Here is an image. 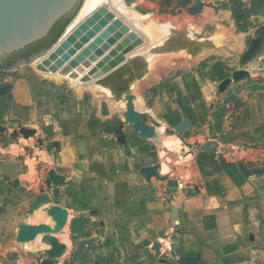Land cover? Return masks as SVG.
I'll list each match as a JSON object with an SVG mask.
<instances>
[{"label":"crops","instance_id":"0c3cea01","mask_svg":"<svg viewBox=\"0 0 264 264\" xmlns=\"http://www.w3.org/2000/svg\"><path fill=\"white\" fill-rule=\"evenodd\" d=\"M222 1L224 13L240 6L238 14L230 11L232 21L226 16L239 29L219 56L171 69L162 83L157 78L151 88L131 93L135 108L148 113L144 121L157 123L158 138H141L124 121L123 99L110 107L91 98L70 111L39 113L22 73L4 76L12 89L0 96L7 103L0 119L8 128L0 137V160L13 169L0 167V175L22 190L11 220L34 197L57 189V197L32 212L47 220L34 222L31 215L28 221L53 226L45 210L57 204L67 209V223L71 217L85 219V237L74 241L66 223L55 234L66 248L61 258L50 259L47 234L38 246L18 243L14 233L7 249L0 245V257L7 255L0 264H177L179 256L197 254L195 264L264 263V39L255 56L240 63L264 29V0ZM221 15L205 7L199 22L211 17L221 26ZM239 68L249 77L219 93L218 84ZM220 106L217 127L212 112ZM183 120L188 127L177 130ZM207 144L211 151L202 148ZM153 165H159L154 176L141 173ZM53 174L62 181L55 184Z\"/></svg>","mask_w":264,"mask_h":264},{"label":"rangeland","instance_id":"374dc122","mask_svg":"<svg viewBox=\"0 0 264 264\" xmlns=\"http://www.w3.org/2000/svg\"><path fill=\"white\" fill-rule=\"evenodd\" d=\"M200 1L201 4H203V6H201L200 13L196 15H190L185 12V8L191 6L194 0H185L184 2L186 5L183 6H179L173 0H152L150 3L148 2L144 3L142 2V0L141 1L136 0V3L143 8L154 7L155 9H157L159 7H169V8H173L174 10L182 9V13L173 16L170 14L158 13V12L141 15L135 12L131 7L128 8L125 7L124 4L122 3V0H119L120 3H117V6L122 5V7H124L123 10L138 15L139 19L141 18V20H145V17L152 15L155 18L158 17L157 18L158 20L160 18L159 21L162 20L164 22L166 21L167 25L169 26L172 32L169 35H166V37L164 36V38L174 40L175 46L168 45L170 48L167 45L160 46L163 43L162 40L158 39V41L156 42L157 44L155 43L154 44L155 46L153 45V50L155 51V54H153L152 57L151 56L149 57L152 59V62L150 60L149 64L143 65L139 73L130 79V89L128 90L126 89L125 93L124 92L122 93L121 91L120 94H115V95L113 93L108 94L107 98L110 99V97L112 96L111 97L112 101L108 100L107 98L105 99L104 98L105 96L104 97L102 96L103 94L93 91L92 88L89 89L90 87H88L87 84H89V80L91 78H89L87 75H84V77L86 76L88 80L87 79L83 80V77H75L74 75H70V74H66V75L60 74L58 72L56 73L55 71L44 72L37 68L38 65H36V63L38 62V60L46 58V56L49 54V51H52L51 49H53L55 45L59 42V40L62 38V36L66 32V29L71 24L77 21L76 20L78 19L77 15L80 9L67 24L62 34L49 48L45 49L34 60L29 61L28 64L19 66L16 69L7 70L4 76H7L8 74L22 73V75L26 79L27 90L31 94L30 96L31 104L34 107H36L39 113H44L51 110L70 111L74 109L76 103L86 104L91 98L95 99L98 103H104L103 101H106L107 103L110 102L111 105H113L115 101L120 102L122 99L123 101L126 102L125 97L127 93L133 92L138 94L142 92L145 88H149L151 84L156 83L157 78L158 81L161 82L165 74H167V72L171 69L182 66H196L197 64L201 66L207 61L217 58L219 56L218 52L220 51L221 46L227 43L225 40L226 39L229 40L232 31L234 32L238 31L239 27L236 26L235 21L230 22L226 17L228 15L230 19L231 17L230 11L231 10L233 11L234 7L232 9H231L232 6L230 8L227 7V10L229 11L224 13L223 11V9H225L224 1L222 0H200ZM179 2H183V1H179ZM117 6L114 5L115 9L120 10ZM203 7L204 8L206 7L208 10L212 12L214 11L221 13L222 15L220 17L223 18L221 22L222 25L217 26V24L214 21L210 20L211 17L210 18L207 17L204 22L200 23L199 17L203 14V9H204ZM234 14H238V13L234 12ZM198 60L201 62H198L196 64L195 61ZM202 60L204 62H202ZM82 73H85L84 70H82L81 74ZM54 77H59L61 80L59 81ZM3 79L4 77L0 80V83L2 82ZM161 85L163 86V84ZM123 91H125V89ZM117 95H118V99L116 97ZM6 106L7 103L2 102L0 100V115L3 114V110ZM2 141L3 140H1V142ZM2 161L3 160H0V167L2 169L5 170L13 169L10 164L5 163L1 165ZM47 193L50 195V198L54 199L50 190H48ZM20 195H22L21 188H19L14 183H10L0 175V245L1 244L3 245V243H5L3 245L4 248L7 247V242L10 241V239L8 240V237L13 236L14 233L17 232L18 225L20 223L30 222L28 221V218L29 216L32 215L33 212L32 206L27 207L25 211L23 213H20L18 216L15 215L16 219L14 222L10 218L11 215L14 216V214L11 213L10 210H13V206L16 204V202H20L19 201L21 199ZM34 198L35 200H38L39 195L38 197H34ZM50 201L51 200H49L48 203L43 205L47 206L50 203ZM42 215L44 214L36 211L31 217L36 216L34 222H38L40 220H47L46 218L42 219ZM61 232L62 230L58 231L56 234L60 235ZM36 238H40V234L37 235ZM31 243L33 242L31 241ZM34 243H37L38 246H40L39 241L38 242L34 241ZM35 256L37 257L36 252H35ZM0 258H2L0 259V263H3L2 261L3 259L7 258V255L4 254Z\"/></svg>","mask_w":264,"mask_h":264},{"label":"water","instance_id":"95a60500","mask_svg":"<svg viewBox=\"0 0 264 264\" xmlns=\"http://www.w3.org/2000/svg\"><path fill=\"white\" fill-rule=\"evenodd\" d=\"M83 1L84 0H0V62L4 57H6V55L22 49L26 45L45 37L53 25L62 17L71 14L75 15L80 9ZM122 3L125 7H131L135 12L141 15L158 12L174 16L182 13V9L174 10L169 7H159L157 9L154 7L143 8L136 3V0H122ZM201 6L202 4L200 0H194L191 6L185 8V12L190 15H196L200 13ZM239 10V5L233 8V12L235 13H238ZM262 39H264V29L261 31L260 37L254 39L248 49L241 55V64H244L255 56ZM39 54L33 56L30 61L38 57ZM28 63L29 61H22L12 69H16L17 67ZM248 77V70L244 68L235 69L231 72L230 76L226 77L218 84L217 90L219 93H223L230 83H235ZM1 79L2 78H0V80ZM11 89V83L1 82L0 96L6 95L11 91ZM125 100V111L123 113L124 121L133 125L134 130L138 132L141 138H158V134L155 130V125L157 123L152 121V124H149L144 121L148 113L138 111L135 108V96L131 93H127ZM4 123L5 121L0 119V137H2L5 133H8V128L3 125ZM188 125V120H183L176 126V129L183 130L187 128ZM21 132L26 136L32 133L31 130H21ZM12 134L16 135L17 132L13 131ZM202 148L210 151L212 150V147H210L209 144ZM158 168L159 165L144 167L141 169V173L150 178L155 175ZM62 178L63 177L58 174L52 175V181L55 184L60 183ZM51 193L53 198L59 195L57 189L51 191ZM50 199V195L47 192H43L40 193L38 200L32 201L31 205L33 209H36L39 206L48 203ZM45 215L51 218L53 226L43 222L20 223L17 227L16 241L21 243L25 241H33L36 239L37 235L47 234V236L43 238V240H46L49 245V248L45 250V254L50 259H59L62 257L66 245L58 242L55 234L65 226L69 218V213L67 209L57 204H52L46 208ZM84 226L85 219L82 217L77 216L70 218L68 228L70 234L74 237V241L85 237ZM152 248L158 255L159 248L156 242L153 243ZM74 257L81 259L82 255L79 252H75ZM198 258V254L192 257L179 256L177 264H195Z\"/></svg>","mask_w":264,"mask_h":264},{"label":"bare ground","instance_id":"6f19581e","mask_svg":"<svg viewBox=\"0 0 264 264\" xmlns=\"http://www.w3.org/2000/svg\"><path fill=\"white\" fill-rule=\"evenodd\" d=\"M117 3H120L119 0H84L77 21L66 29L46 58L38 60L37 68L44 72L55 71L83 77V80L87 79L84 77L87 75L91 79L89 84H85L102 96L120 94L121 91L125 93L126 89H130V79L139 73L143 65L149 64L150 60L152 62L149 57L155 54L153 45L158 39L163 43L160 46H175V41L164 38L172 32L166 21H159L160 18L158 20L152 15L141 20L138 15L123 10L122 5L117 6ZM114 5L120 10L115 9ZM82 70L85 73L81 74ZM116 97L118 99V95ZM157 131L160 136L161 130ZM67 224L59 231L65 230ZM34 241L41 240L36 238Z\"/></svg>","mask_w":264,"mask_h":264},{"label":"trees","instance_id":"16d2710c","mask_svg":"<svg viewBox=\"0 0 264 264\" xmlns=\"http://www.w3.org/2000/svg\"><path fill=\"white\" fill-rule=\"evenodd\" d=\"M73 14L66 16L64 19H59L53 27L50 29L49 33L52 34L51 37L44 41V39H39L36 42L30 43L23 47L22 49H19L17 51H14L11 54H8L6 56H9L6 60H2V63L0 64V78H3L5 75V72H1L2 69L12 66L15 61L19 58L25 57L27 58L28 55L31 52H36L40 46L43 47V49L49 48L62 34L63 30L67 26V24L70 22V20L73 18ZM37 42H40L39 44L35 45ZM223 106L218 107L215 111L212 112V118L214 119L216 126L218 127L221 120V115L223 113Z\"/></svg>","mask_w":264,"mask_h":264},{"label":"flooded vegetation","instance_id":"af4514ba","mask_svg":"<svg viewBox=\"0 0 264 264\" xmlns=\"http://www.w3.org/2000/svg\"><path fill=\"white\" fill-rule=\"evenodd\" d=\"M65 17H66V16H64V17H62V18L64 19ZM51 35H52V34H50V33L48 32V34H47L45 37L41 38V39H44V41H45V40L49 39V38L51 37ZM37 41H38V40H37ZM35 42H36V41H35ZM39 43H40V42H37L35 45H37V44H39ZM43 50H44L43 47L40 46L36 52H31V53L28 55L27 58L22 57V58L17 59V60L15 61V63H14L12 66H9V67H6V68L2 69L1 72H6L7 70H11L14 66L18 65V64H19L20 62H22V61H30L31 58H32L33 56L39 54V53L42 52ZM8 57H9V56H6V57H4L2 60H6ZM2 60H1L0 64L2 63ZM0 74H1V73H0Z\"/></svg>","mask_w":264,"mask_h":264}]
</instances>
